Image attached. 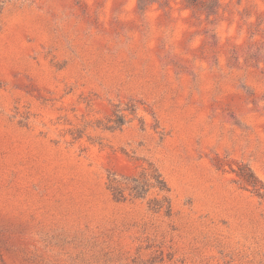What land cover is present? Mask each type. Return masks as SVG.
I'll list each match as a JSON object with an SVG mask.
<instances>
[{"label": "rangeland", "instance_id": "rangeland-1", "mask_svg": "<svg viewBox=\"0 0 264 264\" xmlns=\"http://www.w3.org/2000/svg\"><path fill=\"white\" fill-rule=\"evenodd\" d=\"M251 174L264 0H0V264H264Z\"/></svg>", "mask_w": 264, "mask_h": 264}, {"label": "trees", "instance_id": "trees-1", "mask_svg": "<svg viewBox=\"0 0 264 264\" xmlns=\"http://www.w3.org/2000/svg\"><path fill=\"white\" fill-rule=\"evenodd\" d=\"M122 124L123 120L119 121V123L117 122L118 126ZM251 177L254 180V184L251 185L254 193H256V195L261 199H264V184L253 174H251ZM125 181L126 184H121L116 178L110 179L109 189L112 191L116 200H126V192H129L135 199H144L149 192L154 189L157 190L159 194H162V199L157 202V208L155 209L162 210L166 207L167 213L171 211V205L168 197L166 196V194L169 193V188L157 170H152L149 173L144 172L138 177L125 178Z\"/></svg>", "mask_w": 264, "mask_h": 264}]
</instances>
